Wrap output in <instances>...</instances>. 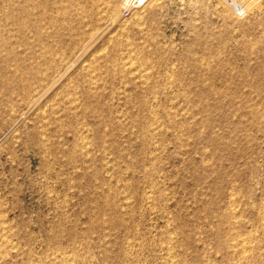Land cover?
Instances as JSON below:
<instances>
[{
  "label": "rangeland",
  "instance_id": "1",
  "mask_svg": "<svg viewBox=\"0 0 264 264\" xmlns=\"http://www.w3.org/2000/svg\"><path fill=\"white\" fill-rule=\"evenodd\" d=\"M32 1L0 0V264H264V0Z\"/></svg>",
  "mask_w": 264,
  "mask_h": 264
},
{
  "label": "bare ground",
  "instance_id": "2",
  "mask_svg": "<svg viewBox=\"0 0 264 264\" xmlns=\"http://www.w3.org/2000/svg\"><path fill=\"white\" fill-rule=\"evenodd\" d=\"M34 1V0H33ZM32 1V2H33ZM62 1V0H61ZM75 1V0H74ZM97 1V0H96ZM103 1V0H102ZM125 1V0H124ZM149 1H151V0H135V3H138V2H141V4H144V3H149ZM160 1V0H159ZM238 1H240V0H238ZM244 2H241L242 3V5H243V7L245 8V10H247V8H248V5H250V3H253L255 0H243ZM59 3H60V1H58ZM65 2V1H64ZM67 2V1H66ZM77 2V1H76ZM75 2V3H76ZM104 2H106V0L104 1ZM155 3V2H154ZM161 3V2H160ZM14 4V3H13ZM17 4V3H16ZM38 4V3H37ZM56 4V3H55ZM104 4V3H103ZM123 4V3H122ZM150 4H152V3H150ZM149 4V5H150ZM69 5H70V2H69ZM99 5H102V3H100ZM126 5V4H125ZM138 5V4H137ZM145 5V4H144ZM143 5V6H144ZM149 5H147L148 7H149ZM78 6V5H77ZM121 6V5H120ZM136 6V5H135ZM97 7V6H96ZM129 7V6H128ZM15 8V7H14ZM104 8V7H103ZM106 8V7H105ZM117 8H119V7H117ZM95 9H97V8H95ZM225 9H226V7H225ZM227 9H230L229 7H227ZM102 10V9H101ZM67 11V10H66ZM100 11V10H99ZM101 12V11H100ZM22 14V13H21ZM98 14H99V12H98ZM121 14V13H120ZM33 15V14H32ZM62 17V16H61ZM113 17V16H112ZM13 24V23H12ZM26 25V24H25ZM29 28V27H28ZM12 30V29H11ZM28 30V29H27ZM12 32V31H11ZM8 37V36H7ZM3 38V37H2ZM11 38V37H10ZM29 39V38H28ZM116 42H118V41H116ZM42 43V42H41ZM47 45V44H46ZM119 46V45H118ZM17 47V46H16ZM29 47V46H28ZM27 50V49H26ZM43 52V51H42ZM42 58V57H41ZM51 60V59H50ZM58 61V60H57ZM61 62V61H60ZM54 63V62H53ZM115 64V63H114ZM118 64V63H117ZM49 65V64H48ZM52 67V66H51ZM89 74V73H88ZM84 75V74H83ZM86 75V74H85ZM139 76H141V75H139ZM148 76H149V74H148ZM144 77V76H143ZM146 78V77H145ZM148 78V77H147ZM141 82V81H140ZM92 91V90H91ZM60 111V110H59ZM141 125V124H140ZM147 128V127H146ZM41 136V135H40ZM149 139V138H148ZM146 140V139H145ZM150 140V139H149ZM147 141V140H146ZM233 197V196H232ZM230 198V197H229ZM238 199V198H237ZM228 204V203H227ZM240 204V203H239ZM229 205V204H228ZM233 206V205H232ZM234 208V207H233ZM235 210V209H234ZM261 215V214H260ZM232 217V216H231ZM234 217V216H233ZM236 219V218H235ZM234 220V219H233ZM235 221V220H234ZM233 229V228H232ZM233 235V234H232ZM246 236H248V235H246ZM232 237V236H231ZM252 237V236H251ZM232 240V239H231ZM230 240V241H231ZM233 240H234V242H233V245H231L230 243V246H232V247H234V251H235V249H238L239 248V250L240 251H242V252H246V250L250 247L249 246V242H250V240H249V238H244V237H241V238H237L236 237V235L233 237ZM251 243V242H250ZM227 246V245H226ZM229 246V247H230ZM252 248V247H251ZM254 249V248H253ZM236 251H238V250H236ZM245 252H244V254H245ZM252 252V251H251ZM236 254V253H235ZM238 254V253H237ZM243 254V253H242ZM249 254V253H248ZM245 256V255H244ZM73 257V256H72ZM246 260V259H245ZM242 263V262H241ZM234 264H237V262L235 263L234 262Z\"/></svg>",
  "mask_w": 264,
  "mask_h": 264
},
{
  "label": "built area",
  "instance_id": "3",
  "mask_svg": "<svg viewBox=\"0 0 264 264\" xmlns=\"http://www.w3.org/2000/svg\"><path fill=\"white\" fill-rule=\"evenodd\" d=\"M221 3L224 7H229L237 17H243L245 15V8L240 1L221 0Z\"/></svg>",
  "mask_w": 264,
  "mask_h": 264
}]
</instances>
